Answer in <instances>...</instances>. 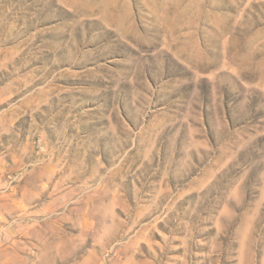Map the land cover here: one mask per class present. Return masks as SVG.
Here are the masks:
<instances>
[{
  "label": "rangeland",
  "instance_id": "374dc122",
  "mask_svg": "<svg viewBox=\"0 0 264 264\" xmlns=\"http://www.w3.org/2000/svg\"><path fill=\"white\" fill-rule=\"evenodd\" d=\"M0 264H264V0H0Z\"/></svg>",
  "mask_w": 264,
  "mask_h": 264
}]
</instances>
